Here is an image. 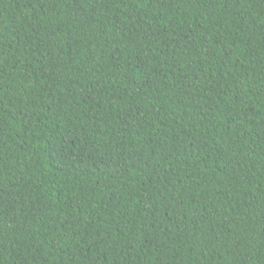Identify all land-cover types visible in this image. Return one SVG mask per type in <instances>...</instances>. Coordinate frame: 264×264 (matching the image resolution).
I'll return each mask as SVG.
<instances>
[{
  "label": "trees",
  "instance_id": "trees-1",
  "mask_svg": "<svg viewBox=\"0 0 264 264\" xmlns=\"http://www.w3.org/2000/svg\"><path fill=\"white\" fill-rule=\"evenodd\" d=\"M0 264H264V0H0Z\"/></svg>",
  "mask_w": 264,
  "mask_h": 264
}]
</instances>
